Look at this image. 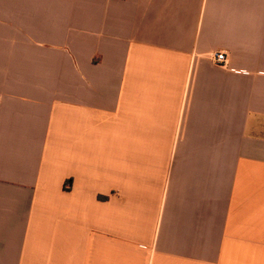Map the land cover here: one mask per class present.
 Returning a JSON list of instances; mask_svg holds the SVG:
<instances>
[{
  "label": "crops",
  "instance_id": "crops-1",
  "mask_svg": "<svg viewBox=\"0 0 264 264\" xmlns=\"http://www.w3.org/2000/svg\"><path fill=\"white\" fill-rule=\"evenodd\" d=\"M0 264H264V0H0Z\"/></svg>",
  "mask_w": 264,
  "mask_h": 264
},
{
  "label": "built area",
  "instance_id": "built-area-1",
  "mask_svg": "<svg viewBox=\"0 0 264 264\" xmlns=\"http://www.w3.org/2000/svg\"><path fill=\"white\" fill-rule=\"evenodd\" d=\"M214 61L219 66H224L226 63L227 55L223 52H217L212 55Z\"/></svg>",
  "mask_w": 264,
  "mask_h": 264
}]
</instances>
